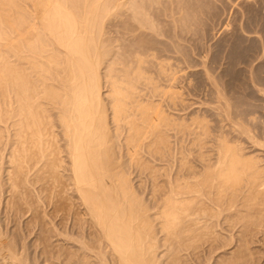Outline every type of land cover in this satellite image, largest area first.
Returning a JSON list of instances; mask_svg holds the SVG:
<instances>
[{
  "label": "bare ground",
  "instance_id": "6f19581e",
  "mask_svg": "<svg viewBox=\"0 0 264 264\" xmlns=\"http://www.w3.org/2000/svg\"><path fill=\"white\" fill-rule=\"evenodd\" d=\"M23 1L33 6V12L28 10V3L23 4L22 0H0V145H3L1 147L3 150L0 149V205L3 202L4 195L6 196L9 193L4 191L6 190L5 188L12 187L14 190L10 191V193L13 192L18 198L17 201V198L12 195L13 193L11 195H9L10 193L8 194L16 199L12 210L17 208L20 214L14 210L13 213H16V217H18V214L21 217L22 209H24L21 205L24 204L26 206L29 199L27 196L25 201L24 197L27 194H23L22 191L27 190L28 186L30 190L31 184L29 185V183L34 180L37 183L40 180L43 182V179H46L45 177L47 176L48 179L51 178L57 184L63 178L60 171H63L61 170L64 166L63 164H66L69 169L64 166L65 171L68 169L70 172L67 176V172L63 171L66 175L65 178L69 179L70 175V180L72 181V183L68 184L66 182V184H73L75 194L76 196L78 194V199L81 201L79 203H82L86 208L84 212H88V217H90L94 227L92 230L95 229V234L97 235V241L94 240L95 245H91L89 238V242L88 240L86 242L85 238L78 239L73 236L72 231V236L78 242L79 249L76 248L78 253L74 257L73 248L68 246L70 247L71 255H73V257L70 256L71 258L69 257L71 261H69V264L72 263L73 258L76 260L79 253L81 257L75 264H87L89 258L92 260V256L88 258V253L92 254L91 252L96 255V259L100 262L99 264H109V261L107 262L106 260V248L103 246L105 244L108 249L107 253L111 254L110 252H112L113 257L108 255L112 258L110 264H114L113 258L115 264H184L188 254L183 258V252H188V250L194 252L198 249L199 251L194 252L195 254L197 253L199 256L201 254L202 256L210 255L209 260L205 264H213L212 259L219 251V253L223 252L224 255L227 252L226 254L229 256L227 258H223V256L219 260L215 258L218 261L213 259L216 264H253V258H256V255L260 256L261 254V256H264L262 255L264 254V156L257 155L260 151L264 154V142L262 140L261 142L253 134L255 131L253 132L252 129L246 127V123L245 126L241 120H237L240 123H236L233 120L231 117L233 111H229L231 110V105L227 106L228 109L223 105L225 111L222 109L223 112L221 114L226 117L225 121L228 122L227 124H233L230 127L234 129L231 130V133L232 131L234 132L233 135L236 130L238 132L236 133L237 135L245 136V139L252 143L254 148L257 149L258 147L259 151L256 154L250 156L247 154L246 150L249 148L247 147L248 149H246L244 142L241 143L240 135H238L239 137L237 136L238 141L232 140L233 138L230 139L232 135L229 136L230 138L227 136L225 131L227 128H224L226 122L223 120L225 124L221 125V129H219L220 131L215 137L216 156L214 155L215 153L212 154L215 156V160L208 159L202 148L208 147H205L204 143L207 142H205V139L211 134L209 131L210 127H207L209 126L207 122H205L207 125L204 123L206 119L202 118L204 120L200 119V121L197 116L195 118L198 123L196 121H192V123L196 124L199 134L192 128L190 130L194 131V135L189 130L187 132L192 133L191 136H194L192 137L194 142H191L194 146L193 148L196 145L199 146L197 147L199 148V161L202 164L201 172L189 160V157L191 156V159L193 154L189 153V156L184 150H181L177 155H181L178 162L180 163L179 168L177 167L179 169L178 174L175 176H171L172 173L168 176L166 175L167 181L165 180L164 184H151L152 188L154 186V194L152 195H160L159 203L157 201L158 204L155 203V198L153 200L155 201L153 206L157 204V207L154 206L156 211L153 210V207L152 209L150 208L148 202L146 204L142 198L144 197L143 194L140 197V194L136 192L131 181V174L128 173L130 170L127 172L126 164L122 162L125 163L128 158L127 162L129 164H136L141 170H149L151 174L156 175L161 169L158 168V171L155 166L156 163L158 164V161L160 163L165 162L174 154L172 153V143L175 142V139L180 138L181 135L183 137V131L189 128H186L182 121L177 122L182 120V116H179L181 119L178 117L179 119L176 120L172 117L174 112H167V109L170 108L165 106L168 96L171 95L173 97L171 100H174V104V97L177 94L167 90L166 85H161L163 81L166 84L172 80V78L170 80L171 73L168 70L166 60L157 58L155 53H153L154 51H152L151 55L154 54L157 59L152 58L154 55L151 57L149 54V50L151 51L152 49L150 47L152 43L148 44L149 41L142 37L145 33L142 34L143 32H141L142 35H136L138 34L137 31H142L144 28L133 29L132 32L135 33L133 35L135 38L133 47L137 48V50L132 48L134 51L130 50L131 55L129 54L131 58L128 56L126 57L127 59L124 58L125 60L123 57L129 52H120L125 55L119 57L122 54L118 53L119 51L115 52L118 47L115 45L117 47L115 48L112 45L113 38L109 37L107 29H105L107 18L115 10V12L120 13L128 5L134 6L135 0ZM42 7L47 9L49 7V10H45V12ZM36 10L37 12L42 10L45 15L39 18V15L35 14ZM134 10L136 14L133 13L132 17L136 16L135 18L137 19L140 16L142 18L141 9L134 7ZM119 13L118 15L115 14V16H119ZM145 13L143 20H145V15H147ZM113 42L115 41L113 40ZM150 42L152 41L150 40ZM146 45H150L149 48L151 49L147 51ZM113 46L115 49H113ZM120 46V50L123 51L124 49ZM141 48H146L144 50L148 54H145L146 51ZM151 59L157 61L153 63ZM149 63L150 66L147 65ZM151 63L155 64L157 71L154 69V65L152 67L156 71L154 72L158 78L154 77V72L151 74L147 70L146 66L151 67ZM174 75L172 76L174 77ZM158 79L160 83L157 81ZM169 86L171 85H168V89L171 88ZM226 102L223 101V104H227ZM168 103L171 104L170 101ZM173 107L177 108L176 106ZM53 110L57 113V116H53ZM195 118L193 119L195 120ZM220 118L224 117L220 116ZM53 119L60 124L57 130L60 127L62 128V132L58 130L57 134H63L64 140L61 138V141H65L66 147H61L63 149L66 148V150L61 149V142L57 140L58 137L54 131V127L57 124H54L55 121ZM198 124L202 125L198 127ZM195 126L194 128H196ZM173 130H177L178 133L175 136L177 138L173 136L174 140L170 136V131ZM184 132L186 133V131ZM9 145L13 146L10 151L11 154L6 150H9V147L7 148ZM252 145L250 146L251 148ZM122 147L126 149L127 153H125L127 158L125 157L124 160V157L122 158L119 152ZM181 148L183 149L180 146ZM196 148L194 150H197ZM63 152L67 154V158L64 157L65 153L62 155ZM145 152L150 156L143 155ZM210 153L209 156L211 155ZM62 156L68 159L69 164L63 162ZM143 156L150 158V161H152L151 157L158 161H152L151 163L156 162L155 165H152L149 161H145ZM211 157L213 158V156ZM6 158H10V160ZM171 159L173 166L176 167L174 162L177 160L173 161L174 159ZM194 159H198V157ZM121 160L123 161L121 162ZM6 161L10 162V166L11 163L13 165L11 166L12 173L5 171L7 174L9 173L7 177L9 176L8 180L11 181L10 185L7 183L8 181L5 183V176L3 177ZM163 165H166V162ZM158 166L160 167V165ZM167 167H170V165L168 164ZM163 168L165 169V166ZM170 168L169 172L172 170ZM31 171H33V174L35 173L33 181L29 178ZM182 171H187L188 174L181 175ZM166 172L167 170L165 173L163 170L164 174ZM156 176L151 178L149 175L151 181L153 178L156 181L159 180V182L164 180L159 175L160 179H157L158 176ZM66 179L63 178L65 181ZM5 184L9 186L7 187ZM58 188L56 189L59 190ZM48 189L52 192L49 187ZM67 190L72 192L69 187ZM41 191L44 190L41 189ZM45 191L42 193L43 195L41 194L42 196H45ZM67 192L69 193V191ZM67 192L66 196H74L73 192L71 195ZM13 197L7 199L9 204H6L5 197L3 206L11 205ZM31 197H33L32 202L35 196L31 195ZM36 198L39 202V198L42 201L44 197L42 200L41 197ZM37 200L36 203H38ZM42 204L43 202L40 205ZM40 205L38 204L37 210H39ZM52 205H56V202ZM10 208L8 209L10 210ZM69 210H67V214ZM152 210L154 214L151 213ZM3 211L5 212V210ZM6 212L8 214L7 209ZM62 212L60 211L59 213ZM46 216L43 215L42 218L40 216L41 220L47 218ZM74 218L76 219V217ZM47 222L54 224V222H50V219ZM60 223L62 222L60 221ZM4 225L8 226L7 224ZM27 225L30 226L31 223ZM64 225L67 226V231L66 229H63L64 231L60 230L61 233L59 234L55 231L54 226L51 225L43 227V230L41 229L42 239L48 255L50 253L48 248L51 245L53 246L51 239L54 238V235L58 234L57 238H55L56 241L58 237H62V232L63 234L66 232L65 235L68 234L69 226L66 223H62V226ZM5 230L8 231L5 226L3 230L0 224V264H29L30 260L29 262L25 260L23 258L24 254L21 256L16 252L17 246L15 248V244L17 242H14L15 236L9 238L10 234ZM31 231H29L30 234ZM78 232L80 233V231ZM160 234L164 236L165 241L163 246L165 251L162 256L159 253ZM65 235L64 238L62 237L63 240H67L70 236L68 235L66 238ZM72 236L69 238L73 239ZM22 238L25 237L22 236ZM37 238L39 239V237ZM38 239L37 241L41 240ZM22 242H25V240L20 241V244ZM56 242L58 244V241ZM62 244H59L58 248ZM22 246L23 251L29 250L28 247H25L28 244ZM37 247L40 248V246ZM68 247L65 246V251H67ZM22 249L20 250L22 251ZM163 250L160 251L162 252ZM42 251L45 253L46 250L43 249ZM24 253L26 254V252ZM45 255L43 256L45 257ZM63 255L65 256L66 252ZM197 256L195 257L196 260L199 258ZM189 258L191 263L193 258ZM52 259L51 261H53ZM67 260L64 261L63 257L62 264L66 263ZM94 260L92 261L95 262ZM190 263L188 262V264ZM44 264L46 263L44 262Z\"/></svg>",
  "mask_w": 264,
  "mask_h": 264
},
{
  "label": "rangeland",
  "instance_id": "374dc122",
  "mask_svg": "<svg viewBox=\"0 0 264 264\" xmlns=\"http://www.w3.org/2000/svg\"><path fill=\"white\" fill-rule=\"evenodd\" d=\"M146 1H148V2H146ZM146 1L145 0H139V1L135 0L136 6H135V4H134V6L128 5V7H126V9H124V11L123 10L120 11V13L115 12L116 11L115 10L114 13L112 14L114 16L111 15L112 18H111V16L107 18L108 21L106 20L107 23L105 22V25H106L105 29H107L106 31L108 32L109 37L113 38L112 39V43H113L112 45H114V46L116 45L118 47V50H117V49H115L117 47L115 46V48H114V46H113V49H115V52H117V51H119L118 53L129 52L128 54L126 53L127 56L125 54H122V53H120V54H122V56L118 54L119 57H123L125 55L123 57V59L124 58L127 59L126 57H128V56H129V58H131L130 57V55H131L130 50L134 51L133 49H135V47H133L134 42H135V38L133 36L135 33L132 32L133 29H143L144 28L145 30L143 29L142 31L141 30L137 31L138 34H136V35L141 34V32H143L142 34L145 33L144 36L142 34L141 35L144 39H147V41H149L148 44L152 43L151 46L149 45L152 49L149 48V46H147L148 44L146 45L147 49L146 48H141V49L142 50L146 49L147 51H148V49H151V51L149 50V54L151 57L154 55V54L151 55L152 51H154L153 53H155L157 58H159V59L161 58V60L162 59L166 60V61L165 60L164 61L167 62V64H168V68H169L168 70L171 73L170 80H171V78H172V80L168 82L170 84H168V83L165 84L164 81L163 82L161 81L162 82L161 85L164 84L167 86V90L175 92L177 94L176 97L181 96L180 98L174 97L175 103L173 104L174 100L173 101L171 100L173 97H171V95H170V96H168L166 103H165L166 104L165 106L170 107L168 109L165 108V109H167V112L168 113L174 112L172 114V117L176 120H178L179 118L181 119V117H179V116H182V120H180V121L178 120L177 122L182 121L183 125L186 126V128L187 127L189 128V129L184 130V131H186V133L183 131V133H184V134L182 133L183 137L181 135L180 138L175 139V142L172 141L173 142L172 143L173 144L172 145V151H173L172 153H174L173 154L174 157H173V155L171 157H169L168 158L169 160L167 159L168 162H167V160L165 161L166 165H163V163L165 164V162L160 163V161L155 160L153 157H151L152 161H154V160L156 162L158 161V164L155 162L156 163V165H155V163L154 162L151 163L152 161H150V158H148L150 155L146 154V152L143 153V155H147V156L149 155L148 157L143 156L145 161H149L152 165H155L157 167V169L158 168L162 169V170L160 169V171L158 169L159 173L157 172L156 175L157 176L159 175L161 178H163L164 179L163 181L160 180V182H159V180H157L158 181L157 182L155 180V178H153V180L151 181L149 175L151 176V178L155 177L156 175L151 174V172L149 170H145V169L141 170L140 167L137 166L136 164H133V163L129 164V162H127L128 158L126 157L127 153H126V149L124 147H122V149L124 148L123 150L121 149V151H119L120 154L122 155V158L124 157L123 160L125 159V157L127 158L125 160L126 161L125 163L122 162L123 160H121V162L123 164H126V165L129 164L127 166L125 165V167H126L127 172H128V170H130L128 173L131 174L130 175L131 181H132V184H134L133 186H134L136 192L138 194H140V197L143 194L144 197H142V198L144 199L146 204L148 202V205L150 206V208L152 209V207H153V210L156 211L155 207H157L156 205L159 203L158 199H159L160 195L159 194L152 195V194H154V186L152 188L151 184L152 183L154 185L156 183H159V185H160V183L164 184V182L167 181L168 175H170L171 173H172L171 176H175L178 174V172H179L178 168L180 165V163H178V162L180 161V157H181V155L177 156L178 152L180 153L181 150L182 151L184 150L187 155L189 153L193 154L192 155L193 159L198 157V159L193 160L192 158L190 159L191 156L189 154V156H190L189 160L194 165V167L197 168L199 172H201V170H202V167H201L202 164L199 161V154H198L199 153V150H198L199 146L196 145L195 148L198 146L196 148L197 150H194L195 148H193L194 146L191 143V142H194V141H192L193 140L192 137H194V136H191L192 133L194 135V131L196 130V133L198 132V134H199V130L195 126L196 124L194 122L192 123V121L197 122V119H199V120L202 118L206 119V121H204V123L205 122L208 123L209 126H207V127L208 128L210 127L209 131L211 134L205 139V142L207 141L208 143L207 142L204 143L205 147L206 146H208V147L204 148V149L202 148V151L207 156V158L212 160V161L215 160V156H216L215 147H214V145L216 144L215 137H216V135H218V133L220 131L219 129H221V125L222 124L224 125L226 122L225 125H228V126L224 125L225 129L226 128L228 129V128L232 127V125H233V124L229 125L230 123L227 124L228 122L225 121L226 117L223 114H221V112L225 111L223 105H225L227 109H228L229 105H231V108H230L231 110H229V111H231V112L233 111L232 112L233 115L231 113V117L233 118V120L236 121V123H238L239 121L237 122V120L239 119V120H241V122L244 125L246 123L247 126L246 125L245 126L247 128L249 127L250 129H252L253 132L255 131V133H253V132L252 133L255 134V136H257V138H259L260 141L262 140L264 142V140H263V138H264V0H157V1L156 0H146ZM22 2H23V4L28 3V2H24L23 0H22ZM29 4L30 3H28V10L32 11L33 6L31 4L30 5ZM137 5H139V6H137ZM159 6H161V7H159ZM134 7H139V10L141 9L142 14H143L142 18H140V16H138V15L137 16L139 18L137 17V19L135 18L136 16H134V18L132 17L133 13L136 14ZM144 7L146 8L147 11L145 10ZM29 8H31V9H29ZM44 8H43V11L49 10V7H48V9L47 8L44 9ZM131 10L133 11L132 13H131ZM117 11H119V10H117ZM38 12L36 10L35 14L37 13L39 15L38 16L39 18H40V16L43 17L45 15V14H43L42 10H38ZM144 12H146L145 14H147V15H145V20H143L144 19L143 18ZM118 13H119V16H115V14L118 15ZM151 20H153V21H151ZM146 22H148V23H146ZM136 23H138V24H136ZM142 23L144 24L143 26H142ZM148 30H150V31H148ZM147 37L149 38V40ZM113 40L115 42H113ZM150 40L152 42H150ZM119 46L122 47L124 50L121 51ZM135 50H137V48ZM146 50H144V51H146ZM147 51L145 52V54L147 53ZM155 55L152 58H156ZM132 56H133V53H132ZM151 60L150 61L153 63L157 61V60L155 61V59H151ZM153 63H151V67H148V66H150V63L147 64L148 66H146L147 70L151 74H152V72H154L156 70L155 64H153ZM152 66L155 67L154 68L155 70H153ZM149 68H152V69L149 70ZM151 70H153V71H151ZM172 71L173 72L175 71L176 74H175V72L173 73ZM155 72L153 73V75L155 78L156 77L158 78V76H156L157 74ZM170 73H169V76H170ZM172 75H174V77ZM157 81L159 82V79ZM167 84L171 85V86H169V88L171 87L170 89H168ZM220 93L222 94V96ZM218 95H220V96H218ZM168 99H170L169 101L171 102V104L170 103L167 104V102H169ZM221 99H223V100H221ZM223 101L224 102L228 101L229 104H228V102H226L228 105L223 104ZM179 103H181V104H179ZM173 106H176L177 108L175 109ZM222 109H223V111H222ZM227 109H226V111H228ZM52 112H51V114H52ZM54 112H53V116L54 115L57 116V113L55 112L56 113L55 114ZM197 116L200 118H198ZM220 116L224 117L225 119L220 118ZM195 117H197V119ZM193 118H195V120ZM183 119H185V120H183ZM204 119H202V121ZM53 120L55 121V119H53ZM56 120H57V118H56ZM185 123H187L189 125H187ZM207 123H205V124L207 125ZM54 124H57V126L55 125V127H54V131L58 137L57 138L58 142L59 141L61 142V144L59 143L60 147L61 146L66 147L65 141H63V142L61 141V138H63L62 140H64L63 134L59 133L62 137L59 134H57L59 132L58 130H61L60 132H62L61 127H60V129L58 128V130H57V127H59L60 124H58V121H57V123L55 121ZM190 124L191 125L193 124V125L191 126ZM201 125L198 124V127ZM194 126L196 128H194ZM190 128L194 129V131L192 129L190 130ZM171 129H174V128H171ZM227 129L225 130L227 133V136L229 137L232 135V137L231 138L229 137V138L230 139L233 138L232 140L238 141L237 136L240 134L237 135L236 133H238V132L235 130V134L233 135L234 132L232 131V133H231V130H234V129H232V128H230L228 130ZM174 130L170 131L171 132L170 136L172 137L171 138L172 140H174V137L178 135L177 130L176 131H174ZM188 130L192 133H190V132L188 133L187 132ZM256 132H257V134H256ZM172 133H174V134L172 135ZM189 134H190L192 139L190 138V136L188 137ZM184 135H185V137H184ZM211 135H213V136H211ZM242 137H243L242 135H240V137H239V138H241L240 139L241 143L244 142V144H245L244 147L246 149L249 148L248 150H246L247 154L249 156L252 154L253 155L256 154L259 151L258 147H257V149L254 148L252 143L248 142V140L245 139V136L243 137L244 139ZM175 138H177V137H175ZM181 139H182V141H181ZM190 139H191V141H190ZM176 140H178V141H176ZM211 141H213L212 143H214V144H212ZM249 143L252 145V148L250 147L251 145ZM188 144H190V145H188ZM191 144H192V146H191ZM207 144H209V145H207ZM12 145L14 146L13 143H12ZM175 145L177 146L179 151H178V149L176 150ZM204 145H202V146L204 147ZM2 146L3 145H0V149ZM13 146H10V145L7 146V148L9 147V150L8 149H6V150L10 154H11L10 151L12 150ZM180 146L183 147V149L182 148L180 149ZM209 146H211V147L209 148ZM184 147H186V148H184ZM187 148H189V149H187ZM61 149L66 150V148L63 149L62 147H61ZM1 150H3V148ZM124 150H125V152H124ZM191 150H193V151H191ZM209 150H211V151H209ZM260 150H262V149H260ZM8 152H6V153H8ZM210 152H212V153H210ZM9 153H8V155H9ZM64 153L65 152H63L62 155H64ZM175 153H177V154H175ZM209 153L211 154L210 156H209ZM124 154H125V156H124ZM196 154H198V155H196ZM212 154H214L215 156ZM8 155H7V157H8ZM257 155H260V156L262 155V157L264 156L262 151L258 152ZM9 156H11V155H9ZM66 156H67V154L64 155V157H66ZM211 156H213V158ZM64 157L62 156L63 162H65V163L67 162V164H69L67 161L68 159H65ZM171 158L174 159L173 161L177 160L176 162H174L176 167L173 166L174 164H172L173 162L171 161L172 160ZM6 159H8V158H6ZM64 159H65V161H64ZM8 160H10V158ZM6 162L4 165V167H5L4 172L8 171V172L12 173V171H11V166H13L12 163L10 166V164H9L10 162H8V161H6ZM170 162H171V164H170ZM168 164L170 165L171 168L167 167ZM63 165L69 169V167H67L68 165L67 166H66V164H63ZM158 165H160V167ZM64 166L61 169L63 171L66 170L64 168ZM164 166H165V169L163 168ZM135 167H137V168H135ZM172 167H174V168L172 169ZM169 168L172 169V170H170L171 172L168 171ZM68 169H67V171H65V172H67L66 173L67 176L70 172ZM12 170H13V168H12ZM163 170H164V173L167 170L166 174L163 173ZM63 171L62 172L60 171L61 176L64 179H66L65 178L66 177L65 172H63ZM6 172H5V174H3V177L4 176L7 177V175L9 174V173L7 174ZM31 172H32L31 174L33 176L29 173V176H30L29 178L32 180L34 178L35 173L33 174V171H31ZM34 172H35V170H34ZM144 172H148V173H144ZM160 172H162L163 174ZM62 173H64V174H62ZM180 174L181 175H187L188 172L182 171ZM159 176L157 179H160ZM5 177H4L5 183L8 181L7 183H9V185H10L11 181L8 180L9 176L7 177V179H5ZM45 178L46 179H43V182H41L42 180L39 181L41 184L39 182L37 183V181L35 182V180L34 181L32 180L33 182L29 183V185L31 184L30 186L32 188V191H31V188L29 190V186H28L27 190H25L24 192L22 191L23 194L24 193H25V195L27 194L26 197H24L25 201L27 200V196L29 197L30 200L29 199L27 200L29 203L27 202L26 206H24V204L21 205V207L23 206V208H24V209H22L23 212H22L21 217H19L20 213L18 212L17 208H15L13 210L19 213L18 217H16L17 216L16 213H13V210H12L13 204H14V202H16L15 197L17 198V196H15L13 192H11V193H13L12 195H14L15 197H13V196L10 197L9 195H11L10 191H12L14 189H12V187L11 188L10 187L5 188L6 190H4V191L5 192L7 191L10 193V194L7 192H6L7 194L4 193V194H6V196L4 195V198L6 197L5 200L7 201L8 198L10 199L13 197V199H11L12 201L10 200L13 203L11 204L12 205L11 208H10L11 205H8L9 207L7 205L3 206L5 204V200L3 198L4 203L2 202L1 203L2 206L0 205L1 206L0 210H2V211H0L1 228L4 230V226H5V229L6 228L8 229V231L7 230H5V231L9 232L8 233V234H10L9 238H13L15 236V238H14L15 241H14V239H12V241H14L15 243L17 242L15 244V248L17 246L16 252L19 253L21 256H23V254H24V256L27 255L26 257L23 256V258L25 260H27L28 262L30 260L29 264H44V262L46 264H57V262H58V264H62L63 257H64V261L69 259V260H67L66 263L64 262L63 264H69L70 258L73 257V255L75 257V255L78 253L77 249H79V244L75 240L74 237L76 236V238H78V239L85 238L86 242L89 238L90 242H89V240H88V242L91 243V245H95L94 240L97 241V238H96L97 235L95 234L96 233L95 229L92 230V228H94V227L92 226V222L90 220V217H88V212L87 213L84 212L86 210V208L83 206L82 203H79L81 201H80V199H78L79 198L78 194H77V196L75 194L76 192H75V188L73 187V184H71L72 187H70L71 185H68L69 183H72V181L70 180V175H69V179L67 178L66 181L63 180V178L60 179V181H59L60 183L57 182V184L59 183L58 186H57V184H55L51 180V178L48 179V176ZM44 180H45V182H44ZM50 180H51V182H49ZM66 182H68V184H66ZM34 183H37V184H34ZM48 183H50V184H48ZM32 184H34V185L32 186ZM5 185H7V184H5ZM9 185H7V187ZM40 185H41V187H40ZM59 186H61V187H59ZM48 187L52 190V192H50ZM68 187L71 188L73 193L70 192V190H67ZM56 188H58L59 190H57ZM41 189L44 191L46 190L45 196H42L43 195L42 193H44V191H41ZM54 189H56L57 191L56 190L54 191ZM28 190H29V192H28ZM66 190L69 191L70 195L72 193L76 197H74L73 195H71V196L67 195L68 196L67 197L66 196V192H67ZM62 191L63 192L65 191L64 192L65 195ZM30 193H32V194H30ZM35 194H37V195H35ZM7 195H8V197H7ZM31 195L35 196L34 197L35 199H33L32 202H31V200L33 197H31ZM53 196H54V198H53ZM36 197H41V200L43 197L44 198L42 201H40V198H39V202H38ZM58 197L61 199L59 200ZM71 197L73 200L71 199ZM156 197H157V199H156ZM50 198L53 199L52 202H51ZM154 198H155L156 202L153 201ZM69 199H70V201H69ZM74 199H75V201H74ZM36 200L38 203H36ZM77 200H78V202H77ZM8 201L6 202V204H9ZM17 201H18V198H17ZM157 201H158V203H157ZM42 202H43V204L40 205ZM54 202H56V205L53 206L52 204H54ZM154 202L157 203L156 205H154L155 207L153 206ZM30 203H31V205H29ZM151 203H152V205H151ZM25 204H26V202H25ZM33 204H35V205L33 206ZM38 204L41 206V208L39 206V210H37ZM75 205H77V206H75ZM6 207L10 208V210H12V211H10ZM72 207H74V208L72 209ZM6 209L8 211V214L6 212ZM3 210H5V212ZM67 210H69L68 214H67ZM153 210H152V212L150 211L152 214H154ZM43 211H45L47 213H45ZM60 211L61 212L63 211L64 214H62L63 212L59 213ZM55 212H56V215H55ZM43 215H47L46 216L47 218H44L46 220H44V219L41 220ZM40 216H41V218H40ZM74 217H76V219ZM85 217L87 220L85 219ZM18 218H20V219H18ZM55 218H57V219H55ZM69 218H70V220H69ZM81 218L84 219L83 222H81L82 221ZM49 219H50V222L51 223L54 222L55 225L48 223L49 221L47 222V220H49ZM62 219H64V221H62ZM31 221H33V222H31ZM60 221L63 224L66 223L69 226L68 227V234L65 235L66 232H64V234L62 232V237L64 238V235L66 236V238L68 235L72 236V231H73L74 237L72 236V238L74 240L69 238L70 236L67 238V240L66 239L63 240V238L60 236V238L62 240L58 237V239H56V241H58V244H57V242L55 241V238H57V235L59 233H61V231L63 229L64 230L66 229V231H67V226L66 225L62 226V223H60ZM46 222L48 225L46 224ZM78 222H80V223H78ZM30 223H31L30 226H32L31 228L29 225H27ZM4 224H7L8 226L6 227V225H4ZM40 224H42V225L40 226ZM49 225L54 226L55 231H57L58 234H55L54 238L51 239L53 241V246L51 245L48 248L49 249L48 252H50L48 255L47 248L45 247V244H44L43 239H42L41 229L43 230V227L45 228ZM81 227H83V228L81 229ZM84 228H85V230H84ZM10 230H11V233H10ZM30 230H32L31 234L29 233ZM36 230H38V231H36ZM39 230H40V233H39ZM78 231H80V233ZM33 232L35 233L34 235H33ZM89 232H90V235H89ZM22 236L25 238H22ZM40 236H41V238H40ZM37 237H39V239H41V240L37 241V239H38ZM9 238H8V240H9ZM23 240H25V242H22L20 244V241H23ZM66 241H69V242H66ZM159 241H160L159 253L162 256L164 251H165V249L163 247L165 244V241H164V236L162 234L159 235ZM26 242H27L28 246H25V247H28L29 250L27 249V250L23 251V249L21 248V245H23V246L27 245ZM38 242H40V243H38ZM60 242H62L63 244ZM55 243H56V245H55ZM69 243H71V244H69ZM41 244H43V245H41ZM59 244H62V245H60V248H58ZM34 245H36V246H34ZM74 245H75V248H74ZM161 245H162V248L164 250L161 248ZM37 246H40L41 250ZM65 246H67V247L70 246L73 248V250L71 248V250L74 251L73 255H71L70 247H68L67 251H65L66 250ZM103 246H104V248H106V250H105L106 256H107L106 260H107V262L109 261L108 263L110 264V262H112L111 257H113L112 252H110L111 254H108L107 253L108 249L106 247V244ZM20 249H22L23 252ZM43 249L46 250L45 253H44V251H42ZM53 249H55V250H53ZM68 250H69V252H68ZM160 250H163V251L161 252ZM20 251H21V253H20ZM191 251L192 250H190V251L188 250V252L184 251L183 252V258H185L186 254H188V256L190 254H192L193 251L192 252ZM198 251H199V249L197 251H194V252H198ZM24 252H26V254ZM60 252H62V253L60 254ZM65 252H66V255L64 256L63 254H65ZM194 252H193L194 255H196V256L198 255L197 256V257H199L198 260H196V258H195L196 256H194L192 254L189 256V257L193 258V260L191 259L192 260L191 263H190V258L188 256H186V259H185L186 261L184 262V264H188V262L190 264H205L207 262V260H209V257H210L209 254H208L209 256H202V254H201V256H202L201 257V256H199V254H197V253L195 254ZM219 252L216 253V255L213 259L217 258L219 260L223 256H224L223 258H225V257L227 258L229 256L228 254H226L227 252H225V255L223 252L222 253H219ZM43 253L46 254L45 257L43 256L44 255ZM91 253L93 255L88 253V258L90 256H92V260H94V258H95V260H94L95 262H93L91 260V258H89L90 260L89 259L87 260L88 261L87 264H93V263L99 264L100 262L98 259H96V255H94L93 252H91ZM54 255H55V257H54ZM67 255H68V257H67ZM108 255H111V257ZM262 255H264V254H262ZM93 256H94V258H93ZM106 256H105V258H106ZM46 257H47V259H46ZM49 257L50 258L54 257L53 259L51 258L53 261H51V259ZM80 257H81V255L79 253L77 255L76 260L74 258L72 259L73 261L71 264H75V262L79 261ZM255 257L256 258H253V261H254L253 264H264V256H261V254H260V256L256 255ZM56 258H57V260H56ZM58 258L61 260H59ZM187 258H189V260H187ZM213 259H212L213 264H216V262H214ZM217 259H215V261H218ZM97 260H98V262H97ZM255 260H256V262H255ZM114 261L115 260L113 258V263L115 264Z\"/></svg>",
  "mask_w": 264,
  "mask_h": 264
}]
</instances>
